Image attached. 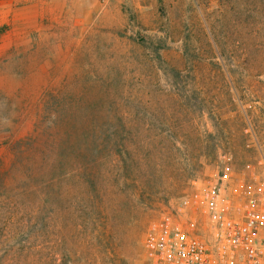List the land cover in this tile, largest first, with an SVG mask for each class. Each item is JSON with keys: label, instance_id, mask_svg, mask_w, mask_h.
I'll use <instances>...</instances> for the list:
<instances>
[{"label": "rangeland", "instance_id": "374dc122", "mask_svg": "<svg viewBox=\"0 0 264 264\" xmlns=\"http://www.w3.org/2000/svg\"><path fill=\"white\" fill-rule=\"evenodd\" d=\"M225 172L264 177V0H0V264H146Z\"/></svg>", "mask_w": 264, "mask_h": 264}, {"label": "built area", "instance_id": "2783aa9c", "mask_svg": "<svg viewBox=\"0 0 264 264\" xmlns=\"http://www.w3.org/2000/svg\"><path fill=\"white\" fill-rule=\"evenodd\" d=\"M144 250L146 264H264V177L194 181L150 225Z\"/></svg>", "mask_w": 264, "mask_h": 264}, {"label": "trees", "instance_id": "16d2710c", "mask_svg": "<svg viewBox=\"0 0 264 264\" xmlns=\"http://www.w3.org/2000/svg\"><path fill=\"white\" fill-rule=\"evenodd\" d=\"M172 74H174V77H176V76L180 77V75H181L175 69H173ZM197 89H198L197 86H193V87L191 86L188 93H186V96L178 94L180 109H184V111H193V112H202V113L207 112V109H206L207 107H205L206 106V100L205 99H201V100L199 99L200 95H202L203 93ZM210 117H212V115H210ZM246 129H247V127L244 128L243 131H245ZM216 130H218V133H219V129L217 127H216ZM122 140L120 141V143L116 147L118 149L117 151L119 152V154H118L119 160H118V164H116V165H119V163H121V165L123 164L121 172L123 175L128 177V166L129 165L125 159L127 156V153H125V151H124V148L126 149V147L124 145L125 142H123ZM208 148H209L208 145H205V147H203V150H205V151L210 150ZM211 150L214 151V149H211ZM178 151L180 152L182 150H178ZM215 151H217V150H215ZM118 168H121V167H118Z\"/></svg>", "mask_w": 264, "mask_h": 264}]
</instances>
